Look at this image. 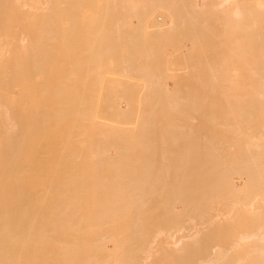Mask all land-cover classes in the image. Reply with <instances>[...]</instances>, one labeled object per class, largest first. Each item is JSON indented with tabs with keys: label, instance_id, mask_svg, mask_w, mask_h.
<instances>
[{
	"label": "bare ground",
	"instance_id": "obj_1",
	"mask_svg": "<svg viewBox=\"0 0 264 264\" xmlns=\"http://www.w3.org/2000/svg\"><path fill=\"white\" fill-rule=\"evenodd\" d=\"M71 1L0 0V264H264V0Z\"/></svg>",
	"mask_w": 264,
	"mask_h": 264
},
{
	"label": "rangeland",
	"instance_id": "obj_2",
	"mask_svg": "<svg viewBox=\"0 0 264 264\" xmlns=\"http://www.w3.org/2000/svg\"><path fill=\"white\" fill-rule=\"evenodd\" d=\"M65 1V0H64ZM66 1H68L69 3H73L74 4V1H71V0H66ZM76 1V0H75ZM81 1H83V0H81ZM93 1V0H92ZM90 1V0H86V3L85 4H88V5H86L85 6V4H84V6H85V9H84V11H85V14H86V16L87 15H89L88 16V18H90V19H92V17H93V15H92V13L91 12H89V10H90V8H93V4L95 3L96 4V6H100L101 5V3H102V0L100 1V0H95V1ZM80 2V1H79ZM90 2H92V3H90ZM103 2H104V0H103ZM77 4H78V2H76ZM81 3V2H80ZM84 3V2H83ZM76 4V5H77ZM82 4V3H81ZM90 4H91V6H90ZM95 4H94V7H95ZM90 6V7H89ZM110 6V5H109ZM109 14H112L113 16L112 17H107L106 19L108 20L107 21V23L109 24V25H112V24H114V23H112V22H114L115 20V22L117 23V21H121V19H120V17L119 16H117L116 15V13H111L110 11H109ZM118 15H119V13H118ZM119 17V19H116L117 17ZM135 19H133V21H134ZM139 20V19H138ZM104 23H106V21H104ZM106 23V24H107ZM119 24H120V22H119ZM117 25V24H116ZM108 26V25H107ZM121 26V25H120ZM120 26H117V27H120ZM109 27V26H108ZM122 28L123 29H125L123 26H122ZM121 28V29H122ZM130 28V27H129ZM133 28H134V26H133ZM112 29H115V27H113ZM117 29V28H116Z\"/></svg>",
	"mask_w": 264,
	"mask_h": 264
}]
</instances>
